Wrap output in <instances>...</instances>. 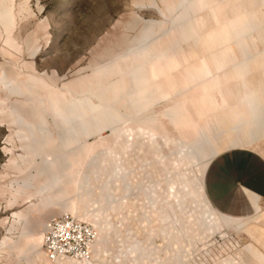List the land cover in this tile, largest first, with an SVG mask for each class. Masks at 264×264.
Returning <instances> with one entry per match:
<instances>
[{
  "label": "rangeland",
  "instance_id": "obj_1",
  "mask_svg": "<svg viewBox=\"0 0 264 264\" xmlns=\"http://www.w3.org/2000/svg\"><path fill=\"white\" fill-rule=\"evenodd\" d=\"M263 149L264 0H0V264H74L64 213L93 264H264L209 191Z\"/></svg>",
  "mask_w": 264,
  "mask_h": 264
},
{
  "label": "crops",
  "instance_id": "obj_2",
  "mask_svg": "<svg viewBox=\"0 0 264 264\" xmlns=\"http://www.w3.org/2000/svg\"><path fill=\"white\" fill-rule=\"evenodd\" d=\"M219 168L218 172L223 173L225 179L220 175H216L217 180L210 179L212 201L229 218L250 220L254 217L259 222L254 228L260 229V235L253 243L264 246V211L261 206L264 200V149L261 152L240 150L235 157L227 156L225 163L220 162Z\"/></svg>",
  "mask_w": 264,
  "mask_h": 264
},
{
  "label": "built area",
  "instance_id": "obj_3",
  "mask_svg": "<svg viewBox=\"0 0 264 264\" xmlns=\"http://www.w3.org/2000/svg\"><path fill=\"white\" fill-rule=\"evenodd\" d=\"M97 238V232L91 224L64 213L47 220L43 250L49 262L93 264V248Z\"/></svg>",
  "mask_w": 264,
  "mask_h": 264
}]
</instances>
